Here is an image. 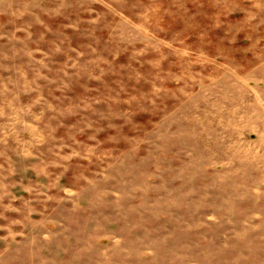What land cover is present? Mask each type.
<instances>
[{
	"label": "rangeland",
	"instance_id": "obj_1",
	"mask_svg": "<svg viewBox=\"0 0 264 264\" xmlns=\"http://www.w3.org/2000/svg\"><path fill=\"white\" fill-rule=\"evenodd\" d=\"M0 264H264V0H0Z\"/></svg>",
	"mask_w": 264,
	"mask_h": 264
}]
</instances>
